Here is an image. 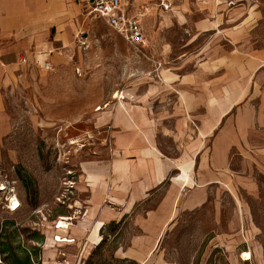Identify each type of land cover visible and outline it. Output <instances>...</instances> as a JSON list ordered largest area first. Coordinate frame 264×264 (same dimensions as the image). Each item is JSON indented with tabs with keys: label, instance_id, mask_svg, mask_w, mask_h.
Masks as SVG:
<instances>
[{
	"label": "crops",
	"instance_id": "crops-1",
	"mask_svg": "<svg viewBox=\"0 0 264 264\" xmlns=\"http://www.w3.org/2000/svg\"><path fill=\"white\" fill-rule=\"evenodd\" d=\"M126 1L131 13L145 6L154 10L160 1L170 5L174 26L189 32L184 48L200 50L183 55L179 63L189 70L173 73L169 85L121 92L123 101L100 109L96 125L104 134L102 150L96 159L81 162L79 194L89 211L61 236L75 239L67 243L71 246L82 238L89 245V231L103 222L102 241H127L116 251L118 258L154 264L150 258L180 208L197 209L212 192L231 185L256 191L253 171L264 172V36L258 39L262 25H254L260 10L245 8L246 0ZM82 8L102 19L91 13L90 0H0V53L47 39L55 22ZM153 10L143 21L147 38ZM52 54L42 55L41 68L47 61L54 64ZM7 64L15 68L17 62L10 57ZM89 163H97L93 171L86 170ZM127 223L135 233L124 228ZM65 260L85 262L84 255L71 253Z\"/></svg>",
	"mask_w": 264,
	"mask_h": 264
},
{
	"label": "rangeland",
	"instance_id": "rangeland-1",
	"mask_svg": "<svg viewBox=\"0 0 264 264\" xmlns=\"http://www.w3.org/2000/svg\"><path fill=\"white\" fill-rule=\"evenodd\" d=\"M160 3L149 10L153 16L146 21V47L129 44L105 20L82 8L55 22L47 39L9 55L0 53V81L5 79L0 183L7 188L0 192V264H68V253L84 255V264H139L116 256L127 243L118 238L106 237L100 245H88L82 238L79 244L51 251L45 243L49 235L59 234L55 224L62 217H74L69 222L77 225L85 216L79 194L81 162L96 159L102 150L104 134L96 125L100 109L119 101L121 92L169 85L173 73L189 70L179 63L183 55L200 50L184 48L189 32L174 26L170 5ZM246 3L245 8L260 10L254 25H262L261 39L264 0ZM50 50L53 71L39 64ZM10 57L17 62L15 68L7 64ZM240 163L236 155L234 166ZM253 172L256 191L231 185L212 192L197 209L180 208L150 258L153 263L264 264V172ZM13 197L21 202L17 211L8 208ZM124 228L135 233L131 223ZM245 252H252L253 259L244 261Z\"/></svg>",
	"mask_w": 264,
	"mask_h": 264
},
{
	"label": "built area",
	"instance_id": "built-area-1",
	"mask_svg": "<svg viewBox=\"0 0 264 264\" xmlns=\"http://www.w3.org/2000/svg\"><path fill=\"white\" fill-rule=\"evenodd\" d=\"M91 1V13L97 15L98 17L105 20L107 25L113 29L116 33L121 35L129 44L136 47H146L148 45V38L144 30L143 21L144 18L149 13V7H140L136 12L131 13L127 6L126 0H90ZM166 6V5H165ZM43 68L48 71L54 70V64L50 61L45 62ZM119 101L124 100L125 96L121 93L118 96ZM71 183L75 184L72 180ZM73 184L71 186H73ZM82 209H85L82 207ZM87 209H85L84 215H87ZM84 216V217H85ZM70 219L68 221H73L74 217L67 216L62 217ZM76 219V218H75ZM67 228L73 224L68 222ZM66 228V230H68ZM56 229H62L60 227V222L56 223ZM56 242L61 243L59 236H55ZM64 239V238H63ZM68 243L75 242V239L68 238Z\"/></svg>",
	"mask_w": 264,
	"mask_h": 264
},
{
	"label": "bare ground",
	"instance_id": "bare-ground-1",
	"mask_svg": "<svg viewBox=\"0 0 264 264\" xmlns=\"http://www.w3.org/2000/svg\"><path fill=\"white\" fill-rule=\"evenodd\" d=\"M126 97V96H125ZM215 102V101H214ZM225 105V104H224ZM226 109H228V108H226ZM101 111V110H100ZM224 112V111H223ZM73 142V141H72ZM95 162V161H94ZM97 162V161H96ZM99 164H100V162H99ZM97 165V163H89V164H85V168H86V170H88V171H93V169H94V167ZM108 166H110V165H108ZM131 169V168H130ZM103 170H105V169H103ZM185 170V169H184ZM183 170V171H184ZM101 170H97V171H95L96 173L97 172H100ZM109 171V170H108ZM187 170H185V172H186ZM94 173V172H93ZM101 173H102V171H101ZM107 173V172H106ZM91 174V173H90ZM95 174V173H94ZM98 174H100V173H98ZM103 174H105V171H104V173ZM101 176H103V175H101ZM108 176V175H107ZM184 176V175H183ZM182 176V178H184ZM92 177V176H91ZM89 183V182H88ZM189 185H191V184H189ZM97 188V187H96ZM7 188H6V186H4L2 183H0V192L1 191H4V190H6ZM94 189H95V187H94ZM10 205H9V209L11 210V211H17V210H19L20 208H21V202L19 201V199L17 198V197H13V198H10ZM97 205V204H96ZM93 206V205H92ZM94 207V206H93ZM95 209V208H94ZM101 209V208H100ZM89 211V210H88ZM100 211V210H99ZM96 212V211H95ZM117 213V212H116ZM79 214V213H78ZM93 214V213H92ZM76 217V216H75ZM68 220H70V219H67V218H61V221H58V222H60V227L62 228V229H60L59 230V234H57V236H59V240L58 241H60L61 243L58 245L57 243H56V239H55V235L56 234H51V235H49V241H48V243H47V247H46V250L47 251H50V250H54V249H56L57 248V246H63L64 244H67V236H61V233H64L65 231H66V228H67V226L69 225L68 224ZM101 221V220H100ZM57 222V223H58ZM98 222V221H97ZM88 224V223H87ZM56 225V224H55ZM73 227L76 225V224H71ZM92 225V224H91ZM103 222H99V223H96V225L94 226V227H92L91 228V230L89 231V234H91L90 236H91V239H92V243H94V244H101L102 243V236H101V234H100V231H101V229H102V227H103ZM90 227V226H89ZM56 228V227H55ZM67 229H70V226H69V228H67ZM68 232H69V230H68ZM64 238V239H63ZM88 238V237H87ZM90 242V241H89ZM91 243V242H90ZM91 243V244H92ZM242 259L244 260V261H249V260H252L253 259V253L252 252H245L244 254H243V256H242Z\"/></svg>",
	"mask_w": 264,
	"mask_h": 264
}]
</instances>
